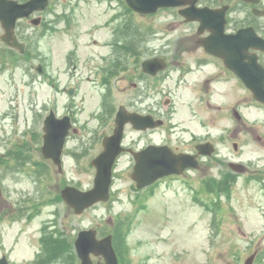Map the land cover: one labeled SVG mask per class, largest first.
<instances>
[{
  "label": "rangeland",
  "instance_id": "obj_1",
  "mask_svg": "<svg viewBox=\"0 0 264 264\" xmlns=\"http://www.w3.org/2000/svg\"><path fill=\"white\" fill-rule=\"evenodd\" d=\"M37 16L42 18L39 24L19 23V38L27 44L25 54L0 44V257L7 253L13 264H31L41 255L40 237L64 229L78 264L74 242L80 232L97 230L98 238L103 239L120 229L122 237L115 241L120 264H245L255 251L254 264H264V143L257 138H264V111L245 112L248 126L236 127V135L230 133L232 139H226L225 159L242 162L248 170L236 173L228 194L217 195L221 204L218 216L200 204L201 171L138 191L127 156L115 168L112 202L96 205L82 215L67 213L58 201L61 189L65 185L92 188L95 169L91 160L100 150L80 147L82 132L71 136L63 158L69 179L63 180L57 167L41 153L45 118L51 110L58 117L76 111L77 121L87 122L85 132L99 137L108 127L105 112L126 103L132 92L135 98L144 94L146 109L152 106L154 99L158 101L154 87L141 82L134 55L124 54L119 47H145L144 52L140 48L145 59L159 56L171 61L169 52L183 44L180 37L187 30L171 10L145 17L129 13L119 0H59ZM118 62H125L129 69L108 74ZM39 66L43 74L37 72ZM74 86L80 91L69 96L64 89ZM111 93L113 107L107 103L104 108ZM177 94L158 137L163 142L171 136L174 145L185 148V140L192 134L201 137L204 130L185 113L186 101ZM163 98L161 107H168L170 98L164 103ZM234 143L238 144L236 151ZM222 169L225 167L212 161L208 179L218 177ZM207 195L209 203L216 198ZM38 203H42L38 217L26 222L30 208L25 206L35 209ZM23 207L25 212L15 220L13 215ZM50 221L54 229L48 224V232L45 223ZM52 254L48 249L45 255ZM64 259L52 263L65 264ZM93 260L97 263L99 258Z\"/></svg>",
  "mask_w": 264,
  "mask_h": 264
},
{
  "label": "flooded vegetation",
  "instance_id": "obj_2",
  "mask_svg": "<svg viewBox=\"0 0 264 264\" xmlns=\"http://www.w3.org/2000/svg\"><path fill=\"white\" fill-rule=\"evenodd\" d=\"M56 1L59 0L50 1V6L47 8V11L50 9L51 4ZM175 1L184 4L183 8L190 7L193 2V0ZM119 2H121L122 5L127 4L126 0H119ZM196 6L200 8L207 7L216 12L210 13L213 15L210 21L202 23L199 21L187 22L179 15V9H170L175 12L176 17L181 18L179 25L181 24V26L187 30V33L180 37L182 38L181 43L183 44L176 46L173 49L175 51L172 50V52H169V55L173 54L171 61L164 57H153L161 58L166 61L167 67L164 71H160L155 76L145 74L143 72V61L145 60L143 56H141V60H135L133 63L139 67V78L142 79L141 82H150L154 87L153 96L157 95L158 101L156 102L154 99L155 104L153 103L152 106L146 109L144 94H139L135 98V92H132L131 98L120 106H124L128 113L151 115L155 119H163L165 125H167L166 115L169 114V110L173 107L172 98H178L177 93H179L186 101L185 113L193 118L191 119L192 121L195 119L196 122L199 123L198 125L204 130V135L198 137L196 134H192L191 137L184 142L186 147L179 148L177 145L173 144V138L171 136L163 142L159 141L158 136L160 134V128L135 131L134 127L128 124L125 127L122 138V146L125 151L118 157L116 165H119L120 161L125 156L129 158L130 164L134 165L135 152H142L151 145H166L176 154L186 153L192 156V158L198 162L200 168L198 170H187L185 174L201 171L202 177L204 178L202 182L204 186H207L208 170L210 169L212 161H216L220 166L225 167V170L222 169L218 176L220 180L225 178H236V172L233 169L236 167V160L230 157L225 159L223 155L226 139L227 137L228 139L231 138L229 136L230 133L236 135V127L239 130L240 127L248 126L244 120L243 114L245 112L250 109L264 111V103L255 100L253 93L246 87L245 82L236 74V63L239 64L242 61L246 68L244 70V75L249 76L245 79H248L254 84H262L264 82V50L261 48V45L264 44V0H198ZM44 12H46V10ZM241 31H243V34H241V43L236 46L237 36ZM215 34L219 36V40L214 41L216 43L213 42L214 38L208 39ZM185 36L188 37L186 41L183 40V38H186ZM207 39L209 47L202 45V42ZM140 48L144 49V47ZM140 48L138 49L140 50ZM241 53L242 55H240ZM151 71H153V68H151ZM133 87L137 88L138 85L134 84ZM71 88L74 89L75 93L80 91L78 87L74 86ZM112 96L113 94L111 93L108 95V99L105 98L103 103L104 108L107 103H111L113 107L112 103H114V101ZM163 96V103L166 98H170L168 107H161V98ZM118 108L116 107L115 111H113L112 108L105 112L108 117V127L99 137L97 133L91 131L90 133L85 132L87 122L80 123L77 121L76 111L75 114L73 112H65V114L60 117H64L65 115L70 116L73 124L70 135L67 137L65 147L71 136H77L82 132L84 135V143L81 141L80 147L85 148V146H87L85 149H99V153L95 156L97 157L104 150V140L114 134L116 127L115 117ZM196 110L199 111L197 112ZM249 129L252 132L255 131L252 128ZM133 132H136V137L130 136V133ZM42 136H44V132ZM155 136L157 137L156 139ZM130 138L132 140H130ZM257 138L264 143V138L262 136L257 135ZM202 144H212L214 146L215 151L212 156L199 154L198 147ZM233 148L234 151H236V143H234ZM64 156L65 154L63 153V158ZM194 160L193 162H195ZM46 161L53 163L51 160ZM59 173L60 176L63 177V180L69 179V174L66 175L64 160L62 170H59ZM64 175H66V177ZM67 186L68 185H65V187L63 186L61 189L58 201H61L63 207L67 208L68 214L73 213L76 215L75 210L67 205L62 197V192ZM69 187L76 186L70 185ZM204 194L206 197V190H204ZM111 198H114L113 194ZM41 204L42 203L36 204L35 209L25 206L26 210L30 208L28 212L29 215L25 219L26 222L38 217L37 208ZM18 210L25 212L24 207L18 208ZM13 212L15 213L16 211H12V213ZM53 223V221H50L45 224L47 227L48 224H50L52 226L51 230H53ZM64 227L66 228V226ZM43 231L46 230L43 229ZM47 231L50 232L49 227ZM62 231H64V229H62ZM62 231L51 232L54 236L51 233H49V235L45 234L43 237H46L47 240H44V238L39 239L41 244L56 246V249H53V251L57 253L49 257V255L43 254L42 250L40 252L41 255H37L33 263L32 261L30 262L31 264H54L56 261L55 259L73 257L69 250L71 242L68 237L66 238L64 236ZM64 251H67V254H65ZM53 256L55 259H53ZM3 257H7L9 264H13L10 256L4 253L0 259ZM65 261L66 259H64V263Z\"/></svg>",
  "mask_w": 264,
  "mask_h": 264
},
{
  "label": "water",
  "instance_id": "obj_3",
  "mask_svg": "<svg viewBox=\"0 0 264 264\" xmlns=\"http://www.w3.org/2000/svg\"><path fill=\"white\" fill-rule=\"evenodd\" d=\"M127 3L131 9L141 14H152L156 13L160 8L179 7L182 5L175 0H127ZM48 4L49 0H31L23 4L15 0H0V22L6 31L2 40L9 46L17 48L24 53L25 44L20 43L17 39L15 32L16 24L18 20L28 18L34 12L44 10ZM208 11V9H196L193 5L188 9L180 11V13L190 21L200 18L203 12L204 14L209 13ZM39 22V19L33 21L34 24H39ZM242 33L243 32L239 34L240 36H237L236 45L241 43ZM143 66L146 72L152 74L165 68V64L161 60L147 61ZM151 68H153V71H151ZM38 71L41 72L40 67ZM248 86L253 89L257 99L261 100L260 93H264V84H262V90L255 89L250 85ZM129 121H132L136 129L143 130H146L148 127L154 128L162 124L161 121L157 123L143 122L140 118L126 115L122 110L119 112L117 128L115 129L114 135L105 139V150L92 162L97 169L93 189L82 192L73 188H68L63 192L66 202L72 206L77 213H82L87 208L99 202H107L109 200L113 167L116 158L122 152L120 143L123 136L124 125ZM70 128L71 125L68 118L58 120L54 113H51L45 121L44 131L46 134L44 136L42 154L45 158L52 159L59 167H61V157ZM199 151L200 153L211 155L214 149L211 148V145H204L199 147ZM135 160L136 165L132 178L140 189L150 186L164 177L173 174H182L188 168H198L197 162H193L194 158L186 154H174L172 150L166 146H150L145 151L136 153ZM96 235L97 232L95 230L83 231L76 241V249L82 260V264H93L91 254L104 258L105 262L98 264H119L118 256L112 244V236L98 240ZM252 261L253 257L249 259L247 264H251ZM0 264H2V262H0Z\"/></svg>",
  "mask_w": 264,
  "mask_h": 264
},
{
  "label": "trees",
  "instance_id": "obj_4",
  "mask_svg": "<svg viewBox=\"0 0 264 264\" xmlns=\"http://www.w3.org/2000/svg\"><path fill=\"white\" fill-rule=\"evenodd\" d=\"M120 231H121L120 229L117 230V234H116V237H117L118 240H119L120 237H122V234L120 233ZM117 239H115V241H116Z\"/></svg>",
  "mask_w": 264,
  "mask_h": 264
}]
</instances>
